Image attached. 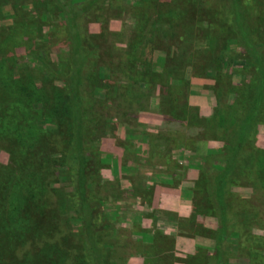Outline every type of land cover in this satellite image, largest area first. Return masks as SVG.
Here are the masks:
<instances>
[{"label": "rangeland", "instance_id": "obj_1", "mask_svg": "<svg viewBox=\"0 0 264 264\" xmlns=\"http://www.w3.org/2000/svg\"><path fill=\"white\" fill-rule=\"evenodd\" d=\"M242 5L264 40V0ZM225 25L221 0H0V180L20 188L0 204L12 236L0 264H93L61 109L88 46L99 51L100 79L85 115L96 117L86 183L106 264H187L194 252L193 264L216 253L218 264H264V189L235 167L222 227L200 174L205 157L210 172L223 168L226 140L259 89L255 57ZM73 27L85 38L79 55ZM251 143L264 165V117Z\"/></svg>", "mask_w": 264, "mask_h": 264}, {"label": "trees", "instance_id": "obj_2", "mask_svg": "<svg viewBox=\"0 0 264 264\" xmlns=\"http://www.w3.org/2000/svg\"><path fill=\"white\" fill-rule=\"evenodd\" d=\"M221 1L224 23L229 26V28L232 27L235 30L241 46L245 49L246 55L253 58L255 57V63L259 67L260 73L258 82L259 89L254 96V101L243 111L241 118L238 120L237 129L230 135L224 145V154L219 158L222 163L224 162L223 168H215L210 172L208 166L212 164L210 163L209 157H205V164L201 167V176L204 174V176L207 177V181L205 178L204 182L206 189L205 194L207 195V191H211L213 197L217 198L214 200L215 202L210 201V204L213 208V213L215 212L219 217L218 222L222 227H225L229 219L227 213L231 209L232 202L231 194L228 189L230 184L228 175L235 167L242 165L247 171L248 176L254 178L255 184L258 185L260 189H264L263 161H252L255 157V151L253 150L254 145L251 143L255 134V125L264 117V40L259 39L256 32L251 30V25L248 20L250 13H248L246 5L241 6V0H232V3H229V0ZM76 12L75 16H78V21H80L83 15L82 13ZM70 24L73 25V22ZM72 30L74 31V51L79 55L84 48L85 38L77 27H73ZM79 56L81 57V59L79 58L81 61L75 62V68L72 69L74 70V75L72 79L73 88L70 91L71 96L63 100L61 109L63 114L69 116L71 121L70 128L72 127L73 132L70 134L75 140L74 147L77 150V153L74 151L73 160L76 158L79 161L77 169L75 168V170H77L75 174L76 178L71 180L72 188L74 189L75 204L79 210L78 220L81 222V227L85 231H82L83 235L90 244L92 263L96 264V261H98V264H106V251L102 248L103 243L98 242L99 235L96 232L101 227V225L97 223L99 209L94 205L96 201L92 197V193H88V186L86 183L87 178H89L88 175L92 174L94 171V166H91V164H94L93 162L95 160L93 159H95V157L84 145V141L87 140V138L92 139L95 129L94 124L96 122V117L87 119L85 115L88 114L89 109L92 107L91 100L93 98L94 83L100 79L99 73L94 72L95 63L99 58V51L95 46H88L86 52L83 54L81 53ZM52 108V113L55 114L57 119V115H60L59 105L55 104ZM221 119H224V117ZM219 127H223L221 120L219 122ZM31 133L32 132L29 134L31 135ZM86 164H90V168H86ZM10 183L11 179L8 177L3 181L0 180V204L1 201L3 202L2 197L9 196L12 190H15L13 192L14 194L20 190V188H17L19 184L18 181L13 183V185L11 184V188L9 186ZM21 189L23 191L26 190L23 188ZM70 194L71 193L65 195L66 199L68 198L69 201L73 198ZM208 200L210 199L208 198ZM92 226H94L93 229ZM109 227L111 228V226ZM103 228H108V225H104ZM221 234L223 235L224 231H222ZM10 240H12V236L9 234V228L4 223L0 224V255L4 248L9 245L8 241ZM214 248L216 252L219 251L217 246L214 245ZM217 254L218 253L211 255L212 259L209 260L207 264H218L219 260ZM196 257L197 255L195 252L191 255H187V264H193L195 261H192V259L194 260ZM213 258L216 260L214 261ZM78 264L84 263L79 260Z\"/></svg>", "mask_w": 264, "mask_h": 264}, {"label": "crops", "instance_id": "obj_3", "mask_svg": "<svg viewBox=\"0 0 264 264\" xmlns=\"http://www.w3.org/2000/svg\"><path fill=\"white\" fill-rule=\"evenodd\" d=\"M162 203H160V205H161ZM164 206H166V204H164L162 207H164ZM190 252V251H189Z\"/></svg>", "mask_w": 264, "mask_h": 264}]
</instances>
